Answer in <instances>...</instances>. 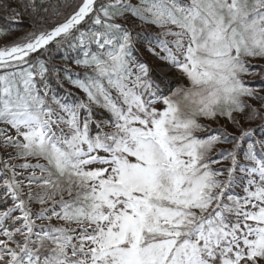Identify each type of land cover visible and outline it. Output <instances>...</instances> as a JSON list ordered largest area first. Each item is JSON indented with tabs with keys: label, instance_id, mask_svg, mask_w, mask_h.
Instances as JSON below:
<instances>
[{
	"label": "snow or ice",
	"instance_id": "snow-or-ice-1",
	"mask_svg": "<svg viewBox=\"0 0 264 264\" xmlns=\"http://www.w3.org/2000/svg\"><path fill=\"white\" fill-rule=\"evenodd\" d=\"M66 7L0 5V39L32 21L0 44V264H264V96L243 79L264 68V0H79L39 23ZM139 41L189 86L152 79ZM65 43L75 78L42 58ZM61 71L86 99L52 88Z\"/></svg>",
	"mask_w": 264,
	"mask_h": 264
},
{
	"label": "trees",
	"instance_id": "trees-1",
	"mask_svg": "<svg viewBox=\"0 0 264 264\" xmlns=\"http://www.w3.org/2000/svg\"><path fill=\"white\" fill-rule=\"evenodd\" d=\"M11 3H13V5H15L16 3H23L24 0H10ZM45 2L47 4H56L58 2V0H45ZM60 3H67L68 7H66L63 11H64V15L62 16H55L53 14H51V12H49L48 14H43L45 15V19L43 21H40V24H43L45 26H51L54 25L57 22H62L63 19L71 13V11L73 10V7L79 3V0H59ZM133 3H138L139 0H132ZM4 3V0H0V5H2ZM8 15V13L4 12L2 8H0V28L2 27H7L9 26V22L5 19V17ZM23 23L21 24H12L11 25V34L7 37V40L4 39H0V44L6 43V42H10L13 40H17L19 38H21L22 36H19L16 39L11 40L12 37H14V35H16V33L20 32L21 30L27 29V31L29 30V24L32 23L31 19L29 18V16L27 14H25L23 16ZM128 26L132 28L133 32H149L152 34H157L159 33L160 29L155 26V25H151L148 23H143L141 22L139 19L135 18V17H128ZM168 39H172L171 37H169ZM93 50H95V45L92 46ZM136 51L133 53L134 57L140 61L141 63H147L151 69L152 62L149 60V57L151 55H153L151 52L148 51V47L146 45V43L144 41H139L136 44ZM157 50H159V48H157ZM65 56H67V59H65ZM42 58H47L49 61L50 65H58L61 68L67 67L71 70V73L74 75L75 78V74L77 73H83L85 71H88V69H85L83 66L81 65H77L75 63V60L78 58V50L77 49H72L69 50L67 48V43H65L63 45V47L61 48V50L57 51L55 48V45H51L50 46V55L48 53H45V56ZM255 66H259V65H255ZM2 71V70H0ZM253 71H255V73H262L261 78L259 79L258 76L255 77L254 79H250L249 82V86L250 87H254L255 89L259 88V89H263L264 90V68H259V67H254ZM245 75H243V79ZM60 77H61V81L60 83H58L56 81V79L54 77H49L50 83L52 85V88L61 96L64 98H69L72 100H75L76 98H81V99H86L84 93L82 92V90H80L79 88L74 87L71 83L67 82L66 80L63 79L64 77V72L61 71L60 73ZM80 78H83L82 76ZM62 85V86H61ZM174 88V87H173ZM251 100V99H250ZM219 118H223V119H227L225 117H219ZM260 121H258V123L256 124H251L250 127L255 128L257 124H259ZM256 138L260 139V138H264L261 137V134L259 131L256 132ZM246 146V145H245Z\"/></svg>",
	"mask_w": 264,
	"mask_h": 264
},
{
	"label": "rangeland",
	"instance_id": "rangeland-1",
	"mask_svg": "<svg viewBox=\"0 0 264 264\" xmlns=\"http://www.w3.org/2000/svg\"><path fill=\"white\" fill-rule=\"evenodd\" d=\"M25 32H27V29L21 30L20 32L16 33V35H14V37H12L11 40L18 38L19 36H22ZM157 51H159V50H157ZM160 54L163 55L162 52ZM149 60L152 62V65H153V66H151V73H150L152 79H154L157 82H159V80H158V78H157V76L155 74V71H157V70H164L167 73L169 87L172 90H175L178 87H186V86H189V81H188L187 77L184 76L179 70H177L175 68H171L169 66L163 65L162 64L163 61H161L158 57H156L154 55H151L149 57ZM249 61H250V64L251 65H254V66L255 65H259V66L264 65V59H262V58H254V59L253 58H249ZM259 68H261V67H259ZM252 71H253V69H252ZM253 72L255 73V71H253ZM257 76L260 79L261 76H262V73L261 74L255 73L254 75H245L244 78H246V79H244V80L246 82H248V85H249L250 84L249 80L251 78L254 79ZM252 88H254V87H252ZM257 90L260 91V95L261 96H264V90L263 89L257 88ZM248 102L250 104H252L254 107L259 108L262 111H264V108L261 107L262 102L260 100H257V99L252 98L251 100L249 99ZM157 107H162V105H159L158 104ZM97 118H99V117H97ZM199 120L202 123L208 124L212 129H219V128H222L223 127V128H227V130L230 133H233V134H235L237 136H239V134H240V129L237 128V127H235L231 123V121H229L227 119H223V118L217 117L215 120H209V119H207L205 117H199ZM258 121L259 120L248 121L246 119H241L240 122H241V124L245 128H249L251 124L252 125L253 124H256V123H258ZM0 127H5V126L4 125H0ZM9 131H10V134H13L14 135V131L13 130H9ZM221 147H229L230 148L231 145H222ZM224 163L230 164V161H227V162H224Z\"/></svg>",
	"mask_w": 264,
	"mask_h": 264
},
{
	"label": "bare ground",
	"instance_id": "bare-ground-1",
	"mask_svg": "<svg viewBox=\"0 0 264 264\" xmlns=\"http://www.w3.org/2000/svg\"><path fill=\"white\" fill-rule=\"evenodd\" d=\"M162 72L165 73V74L167 75L166 71H164V70H157V71H155V74H156L158 80H159V76H160V74H161ZM167 79H168V78H167Z\"/></svg>",
	"mask_w": 264,
	"mask_h": 264
}]
</instances>
